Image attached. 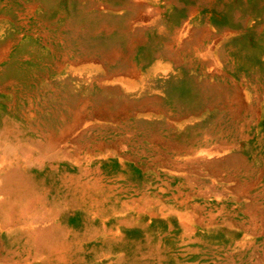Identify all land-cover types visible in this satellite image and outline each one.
Instances as JSON below:
<instances>
[{
    "label": "rangeland",
    "instance_id": "rangeland-1",
    "mask_svg": "<svg viewBox=\"0 0 264 264\" xmlns=\"http://www.w3.org/2000/svg\"><path fill=\"white\" fill-rule=\"evenodd\" d=\"M79 121L67 150L91 160L128 244L64 213L65 264H264V0H0V130ZM7 230L0 264H58Z\"/></svg>",
    "mask_w": 264,
    "mask_h": 264
},
{
    "label": "bare ground",
    "instance_id": "bare-ground-1",
    "mask_svg": "<svg viewBox=\"0 0 264 264\" xmlns=\"http://www.w3.org/2000/svg\"><path fill=\"white\" fill-rule=\"evenodd\" d=\"M165 74L167 75V71ZM82 127L86 128L87 122L75 123L73 127L63 133V136L49 138V135L42 134V139L39 140L25 138L16 126H6L4 130H0V226L2 229L10 230V233L11 230H14L20 239H24L23 249L45 252L58 264H65L72 249L76 247L75 242H70L68 237L76 235L77 231L68 229L60 221H53L62 219L64 213L71 216L77 211L81 212V216L84 217L81 218L84 225L81 232L85 236L90 232H92L91 236L99 234L105 245L114 244L116 247H120V251L123 250L125 244H128L118 231H114L106 225V219L102 215L106 209L104 207L106 198L99 200L97 197L101 196L99 194L101 181L100 178L94 177L97 173L90 168L91 160L79 161L67 150L68 143L72 142L67 135L77 132ZM83 135L85 132L80 137ZM61 165L68 166L71 170L79 169L78 171L81 173L76 176L65 170L63 174L60 170ZM27 168L41 171L43 176L37 178L34 176L33 178L26 173ZM48 178L51 180L50 183L46 181ZM121 210L118 209V211ZM95 221L100 223L99 228L93 224ZM131 221L133 222L134 219ZM117 222L124 226H130L131 223L122 220V218ZM39 223L43 226L35 229L34 225ZM134 225L137 226L136 222ZM11 235L9 236L11 237ZM74 245L75 247H73ZM77 249L79 250V248ZM157 254L159 251H156V257H158ZM103 257L105 256L103 255ZM99 258L101 259V257ZM148 260L147 258L142 264H147ZM115 263L136 264L135 260L129 257V253L118 255Z\"/></svg>",
    "mask_w": 264,
    "mask_h": 264
}]
</instances>
